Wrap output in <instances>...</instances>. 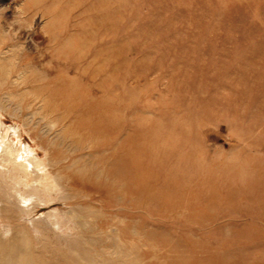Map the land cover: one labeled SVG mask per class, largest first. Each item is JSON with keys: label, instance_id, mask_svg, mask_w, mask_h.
Instances as JSON below:
<instances>
[{"label": "rangeland", "instance_id": "374dc122", "mask_svg": "<svg viewBox=\"0 0 264 264\" xmlns=\"http://www.w3.org/2000/svg\"><path fill=\"white\" fill-rule=\"evenodd\" d=\"M0 120L37 264H264V0H0Z\"/></svg>", "mask_w": 264, "mask_h": 264}, {"label": "bare ground", "instance_id": "6f19581e", "mask_svg": "<svg viewBox=\"0 0 264 264\" xmlns=\"http://www.w3.org/2000/svg\"><path fill=\"white\" fill-rule=\"evenodd\" d=\"M1 127L2 125L0 123V132H2V129H3V127L2 128ZM6 127L9 128L8 125ZM10 127H12V125ZM7 134L8 132L7 133L4 132V137L3 135L0 137V264H37L36 263L37 260H35V257L36 258L38 257L35 255L36 254L41 255L43 248L41 249V251H34L35 249L30 245V241H29L30 237L27 233L26 228L23 225H20V223H16V221L21 217L24 218L23 220H25L26 223L28 222L27 224H29L31 228H34L33 226L35 227L37 226V229L39 228V230H37L38 232H40V230L43 229L42 233L40 234H43V232L44 234H47L48 232L47 228H51V230L54 231L55 228L58 229L60 227L58 224L59 220L54 219L55 212L51 211V212L39 214V206L41 204L44 205V203L47 204L46 203L47 201H45L44 199L45 197H42V192H41L42 189H39V186H38L39 178L41 177H37V178L34 177L35 179L30 178L34 169L29 168V167H32V166L41 167L42 172H44V173H41L43 180L44 179L51 180L53 183V186L55 187V188L53 187L54 190L52 189L53 191V192L51 191L52 193H55L56 188L62 190V189H65V187L61 186L56 176L47 177V173H45L44 171L45 163H42L43 161L41 160L42 154H41V157L39 158L37 156L38 151L36 152L34 149L30 147L28 148L25 146L21 147V143H18V144L13 143L12 139L6 140L5 138L7 137L6 136ZM15 154L19 157V160H16L17 158ZM30 154L32 156H30ZM36 169H39V168H36ZM35 175H36V172H35ZM87 177L88 176H86V178ZM45 190L48 191V186H47V189L45 187ZM60 190H57V191L60 192ZM46 197L48 198V200H50L49 196L46 195ZM53 197L55 198L54 195ZM75 197H76L75 194L69 195V194L63 193L57 196V200L67 201V200L75 199ZM50 203H53V202H50ZM83 209H87V207H81L80 205L75 204L69 207L68 210H66L65 212V214L69 216V219L74 218L73 223L71 221L69 222H71L75 227H77V229H80V230L84 229V226H87V225L85 224L84 220L76 221L75 219L76 218L79 219V217L82 218L80 214L84 211ZM87 210L90 211V209H87ZM55 220H58V222ZM38 222H43L45 224V225L42 224L43 228L40 227L42 226L41 223H40V226H38ZM62 228H64V226ZM87 228L89 230L88 226ZM49 232L51 233V231ZM59 232H56V233L58 234ZM56 233L53 235H57ZM58 236L59 235H57V237ZM81 241H87V239L82 238ZM90 241L91 240L88 239V242ZM74 252L75 251L73 250L67 251L72 261H77L79 259H82L84 262L89 263V259L86 257V255H83L82 258H74L73 256ZM118 264H121V261H119Z\"/></svg>", "mask_w": 264, "mask_h": 264}]
</instances>
